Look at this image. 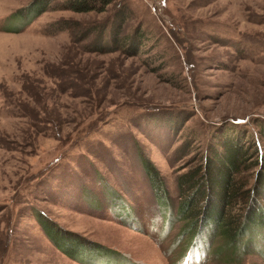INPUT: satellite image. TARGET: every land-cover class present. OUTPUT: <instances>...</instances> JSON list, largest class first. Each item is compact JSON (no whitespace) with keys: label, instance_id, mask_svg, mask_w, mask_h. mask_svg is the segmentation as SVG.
<instances>
[{"label":"rangeland","instance_id":"rangeland-1","mask_svg":"<svg viewBox=\"0 0 264 264\" xmlns=\"http://www.w3.org/2000/svg\"><path fill=\"white\" fill-rule=\"evenodd\" d=\"M66 1L25 24L15 15L33 0H0V264H264V205L245 193L223 208L233 223L261 213L242 253L220 252L217 229L189 247L202 194L181 178L233 142L246 156L234 185L254 183L264 0H100L83 13ZM212 186L203 199L221 209ZM185 196L197 205L179 219Z\"/></svg>","mask_w":264,"mask_h":264},{"label":"trees","instance_id":"trees-1","mask_svg":"<svg viewBox=\"0 0 264 264\" xmlns=\"http://www.w3.org/2000/svg\"><path fill=\"white\" fill-rule=\"evenodd\" d=\"M52 0H33V2H31V4H29L30 8L28 9L26 15L22 14V10H19L17 12V14L15 15V18L20 19L22 21L26 23H29L30 21H32L33 19L37 18L40 14H42L43 12H45L48 7L49 4ZM100 2V0H69L66 1L64 4V9L65 10H70L73 11L75 13H83V12H88L90 10L93 9H97V2ZM107 4V2H104L102 5ZM122 23V21H121ZM120 26L118 27L117 31H116V35L118 32H120ZM63 28H59V30H61ZM6 30L8 32H11L12 29L11 28H6ZM15 33L18 32L19 30H13ZM102 32L101 30L99 31V33ZM88 34H91V32L89 31ZM97 45H95V48H92L93 51L95 52H100V53H110V52H115L117 51V49L119 48V46H117V44H115V41L110 45V46H105L103 44H99L96 43ZM121 47V46H120ZM87 50H92L90 49V47L86 48ZM88 50V51H89ZM136 54L135 50H131L130 51V56H133ZM231 145V146H230ZM233 147L234 149H230L228 151V149L226 148L227 152H230V156H225L224 159H216L214 158L213 162L211 163V168L213 169L211 171V168L208 167V169L210 168V170L203 171L202 173H200L201 171H197L195 172V174H184L181 178H182V182H183V186H189V185H195V187H197L200 192H201V199L202 201H200V203L198 205L199 206V212H197V217L196 219H193L187 229H193L199 227L197 230H195V233L193 234L192 238H191V242L189 245V247L191 249H196L197 244L196 241L197 239H202L201 238V234H205L207 235V238L210 236V232L214 231L215 229H217L218 233H223L224 234V243L221 246V250L219 249L220 252L223 251V249L225 248V246L227 245V247H229L230 245H235V251L234 253H242V251L238 248V244L237 243H242V240L244 238H248V235H246L247 229L250 227H253V219L256 216V213L259 212V210L256 209H251L247 208V210L245 211V213L243 214L242 220L240 222L235 221L234 223L229 221L227 222L224 219L223 213H225L224 211V207H228L229 205H231L232 201L234 200V198L239 195L241 193V195L247 194L248 195V200L252 201V198L255 196L256 200L258 201L260 200L261 203H263L264 205V159L263 156H259V158L256 160V162L253 163V165H256L257 167V172H256V176L254 178V183L252 185V187L248 188L247 190L243 191L242 187L239 185L237 186L236 184L234 185V182L232 181V177L235 174V172L237 171V167L240 164H243L246 156L244 155L243 151H240L236 149V147L234 146V143H227V147ZM226 152V153H227ZM148 164V163H147ZM149 165V164H148ZM144 166V171L147 175V177L149 178V180L151 181V183L155 182V181H159V177L158 174L154 171V169L147 167V165H143ZM217 172L219 173V175L217 174ZM222 176V179H221ZM221 179L220 182H217L215 179ZM216 182H215V181ZM215 182L216 184H214L212 186V182ZM210 183V186H212V189H216V192H220L221 196V209H216V210H212L210 208V204L207 202L206 197L203 199V196L206 194V196H209L211 192V188H208V184ZM205 186V187H204ZM206 188L207 191L201 190L200 188ZM203 188V189H204ZM197 191V189H196ZM198 192V191H197ZM214 193V192H213ZM188 197L186 198L187 200H184L185 202H183L178 210L179 213V219H183L186 215L190 214V215H194V211H191L192 206H194L193 204V196H185ZM217 197V198H218ZM219 199V198H218ZM193 204V205H192ZM190 205V209L188 210L187 208ZM197 205V204H195ZM208 205V206H207ZM220 208V207H219ZM264 210V207L262 208ZM251 210L256 211L255 213ZM185 212H187V214H183ZM249 211L251 213H249ZM258 216H260L261 218V213L259 212ZM226 217V216H225ZM169 219V218H168ZM167 219V220H168ZM257 222H260V220H258ZM234 225V226H233ZM46 235L48 237H50L48 235V233L45 231ZM203 242L201 248H203L205 251V247L207 245V242L204 243V240H201ZM206 241H208V239H206ZM200 242V241H199ZM219 251L215 252V255H218ZM233 255H236L234 254Z\"/></svg>","mask_w":264,"mask_h":264}]
</instances>
